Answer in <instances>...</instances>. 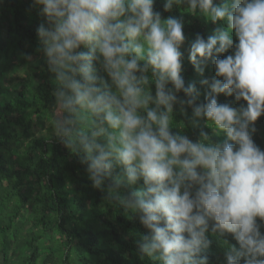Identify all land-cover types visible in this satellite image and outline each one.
Returning a JSON list of instances; mask_svg holds the SVG:
<instances>
[{
	"label": "clouds",
	"instance_id": "9594fccd",
	"mask_svg": "<svg viewBox=\"0 0 264 264\" xmlns=\"http://www.w3.org/2000/svg\"><path fill=\"white\" fill-rule=\"evenodd\" d=\"M154 3L33 0L45 17L37 51L54 86L53 136L86 165L107 203L147 229L136 240L142 257L209 264V233L230 234L238 247L220 240L225 264H264V150L253 139L264 115V0H164L165 12L186 5L226 23L188 48L198 75L214 66L213 78L199 81L203 102L181 75L184 21L162 19ZM221 94L245 103H218ZM175 109L224 139L212 142L202 127L196 141L173 132Z\"/></svg>",
	"mask_w": 264,
	"mask_h": 264
},
{
	"label": "trees",
	"instance_id": "16d2710c",
	"mask_svg": "<svg viewBox=\"0 0 264 264\" xmlns=\"http://www.w3.org/2000/svg\"><path fill=\"white\" fill-rule=\"evenodd\" d=\"M163 3L155 0L153 6L162 19L174 16L184 21L181 75L186 85L196 84L198 102H203L205 89L199 81L210 71L214 74V66L208 61L203 76L198 75L187 59L188 48L197 34L206 39L214 28L226 27V23L214 25L202 16H193L184 10L186 5L165 12ZM40 7L33 0H0V80L13 68L30 64L25 54L32 61L40 59L42 66L39 73L27 72L12 89L0 85V264H158L137 250L136 240L147 234L138 218L107 203L105 193L92 187L86 165L53 136L49 109L54 86L37 51L36 29L45 23ZM217 100L234 107L245 103L222 94ZM174 113L173 132L196 141L202 127L212 142L224 139L213 135L204 121L194 128L178 109ZM255 127L254 142L264 150V115ZM208 238L212 243L203 255L209 264H225L226 245L220 240L238 247L230 234L218 239L209 233Z\"/></svg>",
	"mask_w": 264,
	"mask_h": 264
},
{
	"label": "rangeland",
	"instance_id": "374dc122",
	"mask_svg": "<svg viewBox=\"0 0 264 264\" xmlns=\"http://www.w3.org/2000/svg\"><path fill=\"white\" fill-rule=\"evenodd\" d=\"M40 59L30 62L28 66L20 67V69L13 68L9 73H7L3 80H0V85L5 86L6 88H14L17 83H19L24 77H26L27 72L31 71L33 73H39L41 71ZM214 74L210 71L205 78L211 79ZM43 134L39 132L38 135Z\"/></svg>",
	"mask_w": 264,
	"mask_h": 264
}]
</instances>
